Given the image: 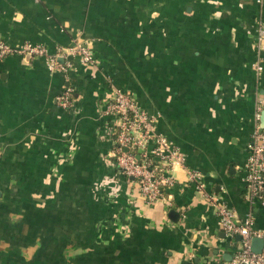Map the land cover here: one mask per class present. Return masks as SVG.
I'll list each match as a JSON object with an SVG mask.
<instances>
[{"label": "crops", "instance_id": "1", "mask_svg": "<svg viewBox=\"0 0 264 264\" xmlns=\"http://www.w3.org/2000/svg\"><path fill=\"white\" fill-rule=\"evenodd\" d=\"M259 27L264 0H0L8 44L55 53L81 41L95 57L65 73L43 57L0 60V264H222L239 239L220 230L218 204L264 230L243 179L263 124ZM114 88L185 156L153 203L116 168L103 114Z\"/></svg>", "mask_w": 264, "mask_h": 264}, {"label": "built area", "instance_id": "2", "mask_svg": "<svg viewBox=\"0 0 264 264\" xmlns=\"http://www.w3.org/2000/svg\"><path fill=\"white\" fill-rule=\"evenodd\" d=\"M260 2L261 0H257ZM264 40V27L257 30V41ZM43 57L50 71L67 72L73 67L72 58L78 57L86 64H94L92 50L81 41L50 53L41 43L25 42L14 47L0 38V60L8 55ZM59 58L66 59L63 63ZM68 58V59H67ZM256 71L261 65H254ZM71 86H66L57 96V103L63 108L72 105ZM261 106L257 108L256 119L260 117ZM103 114L112 117L111 132L114 133L112 156L119 173L132 179L147 203L162 198L165 189L174 183L171 171L175 166H183L184 154L172 145L165 136L156 131V121L135 101L133 96L119 88H114L104 106ZM244 183L248 200L264 202V129L255 125L244 166ZM189 180L200 187V176L189 171ZM217 223L220 230L233 242L232 256L222 264H264V245L261 252L251 248L253 238L264 240V230L254 225L253 218L247 214L239 219L235 212L225 204L217 205Z\"/></svg>", "mask_w": 264, "mask_h": 264}, {"label": "water", "instance_id": "3", "mask_svg": "<svg viewBox=\"0 0 264 264\" xmlns=\"http://www.w3.org/2000/svg\"><path fill=\"white\" fill-rule=\"evenodd\" d=\"M262 128L264 129V110L262 111ZM168 215L173 217L175 220H177L178 218V213L174 210V209H170L168 211ZM177 217V218H176ZM237 239H240V236H236ZM263 245H264V240L261 239V238H253L252 239V244H251V248L254 252H261L262 248H263ZM225 258L229 261L231 259V256H225Z\"/></svg>", "mask_w": 264, "mask_h": 264}]
</instances>
